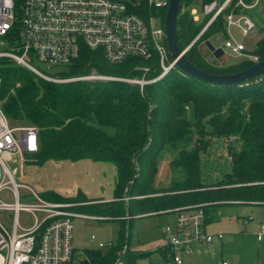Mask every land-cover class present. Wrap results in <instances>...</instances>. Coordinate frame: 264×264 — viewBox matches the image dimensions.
<instances>
[{
  "label": "trees",
  "instance_id": "trees-1",
  "mask_svg": "<svg viewBox=\"0 0 264 264\" xmlns=\"http://www.w3.org/2000/svg\"><path fill=\"white\" fill-rule=\"evenodd\" d=\"M194 0H181L177 18V40L181 49L200 33L209 18L196 24L189 11ZM201 5L211 0H199ZM253 0H243L250 4ZM184 6V9H183ZM164 23L166 10H160ZM251 15L259 16L253 10ZM251 52L264 58V28ZM225 36L224 17L216 18L185 52L198 69L214 74H229L253 64L248 59L221 65L204 56L200 44ZM0 102L12 124H28L38 130V150L26 158L42 164L47 159L110 160L116 167L113 198L126 191V202L79 205L75 209L98 216V220L118 221L115 246L101 253L89 250L95 264H114L118 257L127 264L152 254L172 259L165 243L152 251L129 247L133 219L177 212L187 207H202L205 223L210 209L231 203L264 204V73L240 84H210L187 76L173 67L159 79L139 85L121 79H69L49 81L11 59L0 61ZM151 79L160 73L156 59L128 57L112 63L98 50L83 49L72 64L54 72L58 78L85 77L92 73L113 78ZM46 72V71H45ZM48 73V72H46ZM214 136L229 143L239 142L235 150L227 145L231 171L214 183L201 179V156ZM167 153L173 174L171 184L156 188L154 178L158 158ZM54 201L86 202L79 193L65 198L53 191ZM129 216L122 222L123 215ZM126 246L125 254L119 253ZM173 260V259H172Z\"/></svg>",
  "mask_w": 264,
  "mask_h": 264
},
{
  "label": "built area",
  "instance_id": "built-area-1",
  "mask_svg": "<svg viewBox=\"0 0 264 264\" xmlns=\"http://www.w3.org/2000/svg\"><path fill=\"white\" fill-rule=\"evenodd\" d=\"M262 2L253 0L246 4L243 0H211L202 4V15L209 18L183 52L208 25L223 15L225 36L216 37L222 39L223 44L215 47H221L224 52L229 49L225 53L231 56L257 62L258 56L236 40L232 28L243 37L264 28ZM168 4L169 0H0V61L11 59L43 79L66 81L69 79L51 77L37 65L45 68L68 66L79 58L83 49L98 50L112 63L132 56L147 60L154 58L160 73L151 79L144 78L149 71L146 66L141 67L142 79L104 78L135 83L142 90L144 84L159 79L174 67L159 13L167 10ZM251 10L261 16V21L250 14ZM192 18L196 20V17ZM157 20H160L159 25L155 24ZM37 132L32 125L12 124L0 102V264H95L87 255L74 261L72 218L98 219V216L78 211L75 207L107 200L54 201L40 197L16 181L18 174L23 175L26 155L38 150ZM20 187L30 191L27 196L31 197L23 202L19 200ZM3 193L11 194L13 201H4ZM22 213L25 220L21 222ZM174 213V224L162 229L168 236L166 244L172 251L175 264H182V255L191 250L193 242L210 244L214 239L222 238L221 233L206 232V214L202 207L184 208ZM250 219L252 217L247 218ZM256 235L258 240L263 238L264 224L259 226ZM91 238L95 239L94 236ZM115 244L100 241L97 246L106 251ZM125 252L126 246L123 245L119 253ZM114 264L127 262L118 257Z\"/></svg>",
  "mask_w": 264,
  "mask_h": 264
},
{
  "label": "rangeland",
  "instance_id": "rangeland-1",
  "mask_svg": "<svg viewBox=\"0 0 264 264\" xmlns=\"http://www.w3.org/2000/svg\"><path fill=\"white\" fill-rule=\"evenodd\" d=\"M201 8L199 0H194L189 6L191 15L196 17V24H199L204 17ZM258 17L261 21V16ZM155 24L159 25L160 20H157ZM232 32L236 40L243 42L249 49H252L261 37L260 31L247 37L241 36L236 28H232ZM209 41L214 46L223 44L222 39L216 38ZM206 50L203 49V53ZM225 52L228 53L229 49H225ZM241 59L233 55L227 63L237 62ZM37 67L56 79L87 77L89 80H98L109 78V76L95 73L85 77L58 78L54 72L60 67L45 68L40 64ZM136 68L141 69L140 66ZM136 78L142 79L143 75L128 79ZM230 141L228 143L222 136L212 138L208 150L201 156L200 169L203 183L217 182L218 179H222L225 174L231 171L227 145L238 150L240 144L236 141L230 143ZM168 159L167 153H163L158 158L154 178L156 188H165L171 184L173 174L169 169ZM115 176L116 167L110 160L47 159L42 164H37L32 159L26 158L23 175L18 174L16 181L43 198H47L48 191H53L65 198H73L81 193L90 199L102 198L107 200L105 202H126L129 198L125 194L126 191H123L125 193L121 197L113 198L112 196ZM26 187L19 188L21 202L31 197L27 196L30 191ZM2 199L6 202L13 201L9 193H3ZM210 211L213 218L207 223L206 232L209 234L222 233L224 236L222 243L213 241L211 244L200 242V246L192 244L191 251L182 255V264H223V262L227 264H264V236L258 240L256 235L259 226L264 224V204L231 203L218 206L215 210L210 209ZM248 217H252V219L247 220ZM24 218L25 215L22 213L20 221H24ZM174 218L175 213L168 212L133 219L129 229L130 247L143 251L157 249L168 240V236L163 235L162 228L166 225L172 226ZM128 220L129 216L125 214L121 217V221L124 223ZM119 228V222L114 220L72 218L74 261L82 260L89 250L103 253L105 250L98 249V242H117ZM91 236H94L95 239H92ZM163 255L154 253L151 257L142 259L140 264H174L171 258L164 260Z\"/></svg>",
  "mask_w": 264,
  "mask_h": 264
},
{
  "label": "water",
  "instance_id": "water-1",
  "mask_svg": "<svg viewBox=\"0 0 264 264\" xmlns=\"http://www.w3.org/2000/svg\"><path fill=\"white\" fill-rule=\"evenodd\" d=\"M180 5L181 0H169L163 24L168 55L174 62L175 68H177L183 74L193 77L197 80L218 85L240 84L264 73V58L258 60L243 70L222 75L206 72L195 67L185 57V52H183V49L180 48L177 40L176 23ZM199 48L200 50L207 49L206 52H204V56L214 57L215 62L221 65L226 64L232 58V56L226 54L221 47H215L209 40L205 41ZM193 208L194 207H189L186 209ZM84 263L86 262L84 261Z\"/></svg>",
  "mask_w": 264,
  "mask_h": 264
},
{
  "label": "crops",
  "instance_id": "crops-1",
  "mask_svg": "<svg viewBox=\"0 0 264 264\" xmlns=\"http://www.w3.org/2000/svg\"><path fill=\"white\" fill-rule=\"evenodd\" d=\"M169 169H170V168H169ZM210 212H211V211H210ZM210 212H209V217H210L209 222H210V221L212 220V218H213V214H211ZM174 221H175V218H174ZM174 221H173V224H174ZM209 222H207V223H209ZM207 223L205 224V229H206ZM214 234H218V233H214ZM221 234H222V233H221ZM163 235H164V233H163ZM223 237H224V236H223V234H222V238H221V239H214L213 241H219V242L222 243V241H223ZM213 241H212V242H213ZM212 242H211V243H212ZM115 243H116V242H115ZM129 243H130V240H129ZM165 243H166V242H164L163 244H161V246H163ZM211 243H210V244H211ZM192 244H194V245H196V246H200V242H196V241H195V242H193ZM192 244H191V249H192ZM204 244H205V243H204ZM129 247H130V244H129ZM130 249H131V250H134V251H143V250L133 249V248H131V247H130ZM150 251H152V250H150ZM190 251H191V250H190ZM190 251H189V252H190ZM163 259H164V258H163ZM141 260H142V259H141ZM141 260H139L138 264H140V261H141ZM164 260H165V259H164ZM172 262L174 263L173 260H172ZM174 264H175V263H174Z\"/></svg>",
  "mask_w": 264,
  "mask_h": 264
}]
</instances>
